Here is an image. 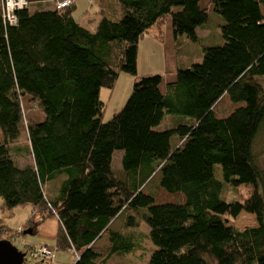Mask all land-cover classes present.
<instances>
[{"label": "trees", "instance_id": "trees-1", "mask_svg": "<svg viewBox=\"0 0 264 264\" xmlns=\"http://www.w3.org/2000/svg\"><path fill=\"white\" fill-rule=\"evenodd\" d=\"M116 1L119 17L103 15L94 31L76 21L71 5L18 11L14 26L0 18V209L30 204L56 216V247L74 251V264H107L139 248L138 212L155 245L146 264H264V169L254 154L264 124L256 80L264 79V0H211L223 43L204 44L202 61L179 67L165 93L161 74L138 76L140 37L170 15L175 39L200 42L208 12L200 0ZM119 72L138 79L102 121L100 89L113 87ZM224 94L238 106L216 116ZM20 95L44 113L27 125L33 161L24 166L10 150L24 128ZM165 112L188 120L156 129ZM56 175L61 184L50 199L43 182ZM149 182L183 201L155 202L153 191H142ZM226 185L247 187V196L222 198ZM241 211L253 213L256 225L228 223Z\"/></svg>", "mask_w": 264, "mask_h": 264}, {"label": "rangeland", "instance_id": "rangeland-1", "mask_svg": "<svg viewBox=\"0 0 264 264\" xmlns=\"http://www.w3.org/2000/svg\"><path fill=\"white\" fill-rule=\"evenodd\" d=\"M79 1L83 3L80 4L78 12L76 13L77 15L78 13L83 14L84 12H87L90 16L94 17L99 15L97 13L98 5L96 0ZM199 2L201 7H203L208 12L206 23L203 24L204 26L201 25L197 29V34L200 36V42H194L188 39L186 35H183L189 40V45L191 44L193 48L194 58L201 55V52H203L202 46L204 44L216 45L218 43H223V37H220V25L223 23L222 17L217 13H213V4L211 0H200ZM90 3L92 4L90 5ZM82 6H89V8H83ZM261 7L264 12V5ZM42 8H50V3L44 2V4L40 6L37 3L33 2L30 5V9L28 10L33 13L35 12V10ZM167 25L170 26L169 33L166 32ZM154 26L155 25H153L149 29V31H155V33L157 34L158 30ZM161 29L162 38H158V43L146 38L140 39L142 41H140L139 63L140 68L144 70L145 73L147 72L161 75L165 74V76H170L173 71L172 55L170 54L167 46L171 40V36L173 37L170 15L164 17V22ZM178 38L175 39L176 44L178 45V47L180 46V51H182L183 44L182 42H179ZM153 46H155V48ZM117 57H119L118 48L117 46L112 45L108 54V59L113 63L116 61ZM202 59L203 55L196 61L201 62ZM196 61L189 62L187 65H180L179 67L188 68L193 63H196ZM128 79H130V83ZM137 79L138 77H133L132 80V75H129L125 72H119L113 87H102L100 89V99L104 103L102 121L109 120L116 111L121 109L131 92L134 81ZM256 80L261 84L264 90L263 77H257ZM19 98L22 107V119L24 128L19 137L10 143V150L13 160L18 165L24 166L30 164L33 161L31 151H29L27 125L30 122H35V120H40V118L38 119V117H44V113L40 110L38 105L32 100L29 95H20ZM237 106L238 104L230 102L228 96L224 94L213 106V111L216 116H226ZM187 120L184 119V117H182L181 115L165 112L162 121L157 126H155V128L163 130L171 127L173 124L187 122ZM121 153L122 152L118 150L114 155L113 167L116 171H120L121 169ZM254 154L256 161L258 162L260 167L264 169V124L262 125L260 132L255 140ZM215 175L216 177H221V167L219 164H216L215 166ZM60 180V175H56L44 180L43 189L50 199L54 195H57L59 186L61 184ZM150 182L146 184L142 191L145 193L150 192V190L153 191L155 194V202L183 201V195L181 193H169L164 189L158 187H150ZM247 192V187L243 185L237 187L226 185L222 190L221 196L222 198H226L228 200L244 199L247 196ZM141 213L142 212L137 213V217H139V224L133 229V233L135 234L134 236L139 244V248L136 247L131 252L122 253L121 255H111L107 259V264L147 263L152 251L155 249V245L149 238L148 225L140 218ZM226 219L229 224L238 228L256 225L255 215L246 211H241L234 218L226 217ZM18 227H22V231L17 230ZM28 228H31L32 231L30 233H24V231H26ZM58 229L59 222L56 216L48 214L45 208L33 209L32 205L24 204L15 206L12 209L4 208L0 210V238L10 240L15 246H17L19 250L25 253L24 264L50 263V261L48 260H33L28 256V252L30 249H36L42 245H46L48 248H54L56 250V258L51 261V264H74L76 258H78V256L75 255L74 251H72L71 249H60L56 247L55 241ZM99 250L105 253L104 249L100 248Z\"/></svg>", "mask_w": 264, "mask_h": 264}, {"label": "crops", "instance_id": "crops-1", "mask_svg": "<svg viewBox=\"0 0 264 264\" xmlns=\"http://www.w3.org/2000/svg\"><path fill=\"white\" fill-rule=\"evenodd\" d=\"M49 1L50 0H41L38 3L37 2H35V3H37L40 6H42L44 4V2H49ZM96 2H97V5H98L97 13L99 15H97L95 17L94 16H90L87 12H84L83 14L82 13H78V15L76 14L78 12L80 4L83 3L81 1L74 0L73 4L71 5V7L73 9L72 14L75 17L76 21L81 26L85 27L86 29H88L90 31H94L96 29V27L98 25V22H99V20L101 19V17L103 15H107L110 18H116L117 19L119 17L120 13H121L120 6H119V4L117 3L116 0H96ZM39 3H42V4H39ZM91 4L92 3H90V5ZM82 7L83 8L87 7V9L89 8V6H82ZM50 8H51V4H50ZM154 25H155L154 27L159 31V33L157 31V34H156L155 31L154 32H150L148 30L147 32H145L140 37V39L146 38V39H149V40H152V41H155L156 43H158V38H162V29H161L162 25H157V24H154ZM171 27H172V24H171ZM169 31H170V26L167 25L166 26V32L169 33ZM146 35H148V36H146ZM199 38H200V36H199ZM140 39L138 41L137 58H136L138 76L143 75V74H152V73H147V72L145 73L144 70H142L140 68V63H139L140 41H142ZM178 40H179V42H182V44H183V50L182 51H180V46L178 47V45L176 44V40L174 38V33H173V37L171 36V40H170L169 44L167 45L168 49L170 51V54L172 55V67H173L172 70L173 71L170 74V76H165V74L162 75V81L160 83V90H161L162 93L166 92V85L169 82L175 81L176 75H177V69L179 68L180 65H187L189 62H194V61L198 60L199 58H201L202 55H203V52H201V55L199 57L194 58L193 57V48H192L191 44L189 45V40L187 38H185L183 35L179 36ZM206 45H209V44H206ZM153 47L155 48V46H153ZM182 55H184V56H182ZM196 62H198V61H196ZM174 70H175V72H174ZM133 77H136V76L132 75V80H133ZM128 80H129V83H130V79H128ZM99 96H100V93H99ZM39 118H40V120H38V121L35 120V122H39V121H42L44 119L43 116H41V117L39 116L38 119ZM0 204H2L1 201H0ZM27 230L32 231L31 228H28ZM51 249L54 250L55 254H56V250L54 248H51ZM55 258H56V255H54L53 259H55Z\"/></svg>", "mask_w": 264, "mask_h": 264}, {"label": "built area", "instance_id": "built-area-1", "mask_svg": "<svg viewBox=\"0 0 264 264\" xmlns=\"http://www.w3.org/2000/svg\"><path fill=\"white\" fill-rule=\"evenodd\" d=\"M74 0H50L53 9H62L72 5ZM31 2L29 0H0V18L4 25L14 26L18 23L17 12L21 10L30 9ZM19 231H22V227H18ZM55 251L48 248L46 245H42L36 249H30L28 256L33 260L41 259L48 260L51 264Z\"/></svg>", "mask_w": 264, "mask_h": 264}, {"label": "water", "instance_id": "water-1", "mask_svg": "<svg viewBox=\"0 0 264 264\" xmlns=\"http://www.w3.org/2000/svg\"><path fill=\"white\" fill-rule=\"evenodd\" d=\"M31 232L30 230L24 231ZM25 253L10 240L0 238V264H24Z\"/></svg>", "mask_w": 264, "mask_h": 264}, {"label": "clouds", "instance_id": "clouds-1", "mask_svg": "<svg viewBox=\"0 0 264 264\" xmlns=\"http://www.w3.org/2000/svg\"><path fill=\"white\" fill-rule=\"evenodd\" d=\"M49 3H50V2H49ZM50 4H51V3H50ZM28 11H29V10H28ZM76 256H78V255L76 254ZM78 258H79V257H78ZM78 258H76V260H77ZM76 260H75V261H76Z\"/></svg>", "mask_w": 264, "mask_h": 264}, {"label": "bare ground", "instance_id": "bare-ground-1", "mask_svg": "<svg viewBox=\"0 0 264 264\" xmlns=\"http://www.w3.org/2000/svg\"><path fill=\"white\" fill-rule=\"evenodd\" d=\"M79 257V256H78Z\"/></svg>", "mask_w": 264, "mask_h": 264}]
</instances>
